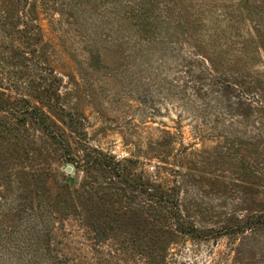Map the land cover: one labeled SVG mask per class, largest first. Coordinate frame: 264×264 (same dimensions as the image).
Instances as JSON below:
<instances>
[{
  "label": "rangeland",
  "instance_id": "1",
  "mask_svg": "<svg viewBox=\"0 0 264 264\" xmlns=\"http://www.w3.org/2000/svg\"><path fill=\"white\" fill-rule=\"evenodd\" d=\"M21 2L31 27L18 25L33 38L19 40L22 58L11 50L19 44L0 31V233L14 237L9 252L0 238V264H148L126 247L130 234L145 236L137 217L121 223L119 207L102 201L96 215L74 202L88 176L82 160L90 148L115 161L130 158L150 181L176 186L182 219L204 231L264 213V21L250 13L264 11V0ZM145 2L155 6L149 38L125 13ZM196 44L214 58V49L223 54L224 67L209 66L212 74L247 98L222 96L201 69ZM196 74L205 79L191 84ZM159 165L166 166L161 177ZM47 202L50 210L42 209ZM141 206L138 200L118 213L149 218ZM35 211L53 214L45 245H35L48 248L47 255L15 242V225L27 224ZM88 213L95 229L81 221ZM227 260L264 264V231L182 240L165 264Z\"/></svg>",
  "mask_w": 264,
  "mask_h": 264
},
{
  "label": "trees",
  "instance_id": "2",
  "mask_svg": "<svg viewBox=\"0 0 264 264\" xmlns=\"http://www.w3.org/2000/svg\"><path fill=\"white\" fill-rule=\"evenodd\" d=\"M21 1L23 0H0V31L10 37L16 44L20 39L25 40L26 42H28L27 39H33L25 35L24 30H22L18 25L19 21H23V23L30 26L28 22H25L24 19L21 18L23 14L25 15V7L22 6ZM154 9L155 6L149 5L145 2L139 7H130L125 12L128 20H132L134 18L136 19L135 23L138 24V27L140 26V31L145 37H147L152 31L148 16H150ZM250 13L260 17L264 21V11L261 10V12H258L256 9L255 11L252 10ZM165 41L166 40H163L162 43L165 44ZM1 44L3 45V43ZM18 44L19 46H14L11 50H13L16 54H20V58H22V53L25 51L24 48H21V43ZM3 46L4 49H8L7 45ZM198 47L200 51L203 52V57L200 56L199 58V62L202 66L201 69H203V72L215 80V84L218 83L222 89V96L230 99V95L236 93L244 99L247 98L242 90L226 81V79L212 74L213 72L209 66L214 65L216 67H224L220 61V58L223 59V54L219 50L214 49L217 51V58H214L215 56L211 52H208L207 50L206 52L204 50L207 45L204 48H200V46ZM185 59L186 58H183L182 62L185 61L186 63L187 61ZM25 65L27 64L25 63ZM199 75H193L189 82L193 84L195 80L199 81L200 79H205ZM237 76L240 77L239 79L242 82H247L248 80V77L245 78L243 76ZM1 104L5 105L3 102H1ZM244 104V100L238 99L237 106L241 107L244 106ZM234 105H236L235 102ZM28 109L29 108H26L23 112H30L38 118L42 125L49 127L45 118H43L38 111L34 108H31V110ZM13 110L16 111L14 108ZM5 128L9 129L10 132L12 131V128L10 127L5 126ZM0 135L3 136L4 134L0 132ZM14 135L16 139L14 142L15 145H22L20 142L22 137L19 132ZM82 165L85 167L84 170L88 172V176L83 182L82 192H79L78 198L74 200V202L79 201V203L87 207L89 211L94 209V212L97 215L100 213L97 211H100L103 208L102 201L112 204L115 207H119L122 211V209L125 210V204L134 205L139 200L144 204V206H141L138 210L143 213L146 211L151 213L148 218V215H131L125 211L118 213L119 208L117 209V212H114L116 213L115 221L121 223L133 220L135 221V218L137 217V221L143 223L145 236L140 237L135 236L133 233L130 234V237L126 240V247L133 252L138 253V256L144 257L148 264H165L166 254L170 252L173 245L178 246L182 240L185 242L209 241L211 239L217 241L222 235L226 234L233 235L234 233L249 232L255 229L258 231H264V213L253 214L247 217L244 222H239L236 225H229L220 230L212 228L204 231L196 224L186 222L182 219L181 213H179V198L175 192L176 186L166 185L161 180L150 181V175L146 174L144 170L138 171V166L130 158H127L124 161H115L111 156L103 151L98 150L97 148H90L84 153ZM165 167L166 166L162 165L158 166L160 177L163 175ZM99 200H101V202L97 203ZM47 203L48 204L43 206L42 209L48 208L50 210L49 205L51 204L49 202ZM33 209L35 208L33 207ZM133 210H135V208ZM51 215H53L52 211ZM51 215L45 213L44 211H35L30 215V219L27 224L26 222L24 224L17 223L14 229V233L17 234L15 242L29 243V246L32 247H29L28 250H31L36 255H47L45 250H49L48 248H41L40 246L35 245L37 243L45 245L46 236L49 235V221ZM107 217L111 218L112 216L109 215ZM81 221L82 223L84 222L83 224H88V226L92 229L97 227L91 221V214L89 213L84 214V216L81 217ZM96 233L98 236H103L105 234V230L101 229ZM11 237L13 236L7 235V232L5 231L0 233L2 241L4 238H7L6 242H4V250L8 252L12 250L11 247L13 246H11V244L14 243L9 242V238ZM150 239H155L157 242H152ZM20 248L22 249V247ZM16 249L18 248H15L14 250ZM57 263L65 264L60 260L54 261V264ZM225 264H228V260L225 261Z\"/></svg>",
  "mask_w": 264,
  "mask_h": 264
},
{
  "label": "water",
  "instance_id": "3",
  "mask_svg": "<svg viewBox=\"0 0 264 264\" xmlns=\"http://www.w3.org/2000/svg\"><path fill=\"white\" fill-rule=\"evenodd\" d=\"M71 170H72V168H71V167H69V168H68V171L70 172Z\"/></svg>",
  "mask_w": 264,
  "mask_h": 264
}]
</instances>
